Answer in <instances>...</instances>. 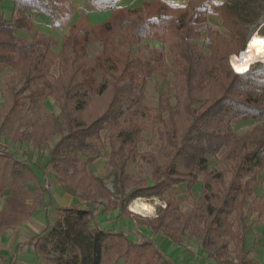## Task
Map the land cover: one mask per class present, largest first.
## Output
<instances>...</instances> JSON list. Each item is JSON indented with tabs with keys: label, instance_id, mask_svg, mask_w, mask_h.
Masks as SVG:
<instances>
[{
	"label": "trees",
	"instance_id": "1",
	"mask_svg": "<svg viewBox=\"0 0 264 264\" xmlns=\"http://www.w3.org/2000/svg\"><path fill=\"white\" fill-rule=\"evenodd\" d=\"M9 1L12 17L0 14V68L9 67L16 82L6 86L0 104V135L47 150L48 159L42 166L0 143V195L10 191L0 216L9 225L13 215L24 214L31 197L26 183L42 192L33 206L45 192L52 195L51 177L76 199L58 206L61 216L30 239L42 257L38 264H118L121 258L122 264H141L142 258L146 264H176L154 240L158 233L175 245L195 238L200 255L217 264H259L249 256L244 236L252 225H264L263 198L254 191L264 169V63L235 72L229 57L235 67L254 32L264 38V0H187L184 5L141 0L132 7L86 0L94 11H110L98 24L84 15L70 23L73 0ZM32 12L47 16L53 28L69 25L57 52L52 49L57 40L33 28ZM208 14L220 16V25L210 23ZM14 28L29 37L15 35ZM89 31L102 44L97 56L85 49ZM168 71L171 85L156 105L144 106L150 78ZM47 97L54 99L57 113L45 106ZM244 120L252 125L234 130ZM144 130L155 136L154 151L138 150ZM102 133L120 205L102 200L112 193L87 169L100 156L95 138ZM208 155L216 158L214 165ZM138 156L151 182L128 172ZM182 183L187 196L199 185V196L185 212L174 191ZM142 193L167 197L154 217L136 216L145 224L136 241L103 225L123 219L126 204Z\"/></svg>",
	"mask_w": 264,
	"mask_h": 264
},
{
	"label": "rangeland",
	"instance_id": "2",
	"mask_svg": "<svg viewBox=\"0 0 264 264\" xmlns=\"http://www.w3.org/2000/svg\"><path fill=\"white\" fill-rule=\"evenodd\" d=\"M83 1L85 4L84 10L86 12L94 11V4L93 3H88L86 0H83ZM113 1L116 3V0H109V2H113ZM135 1L136 0H128V3L134 4ZM75 5H77V2H75ZM73 9L74 8L72 7V10ZM208 15H210V14H208ZM213 15H215V14H213ZM120 20L121 19H119V21ZM220 23H221V18H220ZM220 23L215 25V26H219ZM121 25H127V21L126 20L121 21ZM221 30L223 31V33H226V30L224 28H221ZM68 33H69V25H68V30L65 33H62L61 38L64 35H68ZM89 33H90V40L86 43L85 49L90 56H97V54L100 53V51L102 49L101 41L95 36L94 31H89ZM254 34H255V32H254ZM253 37H255V36H252V38ZM148 43L154 47H161V44L159 42H156L153 40H149ZM245 47H246V45H245ZM59 49L60 48H55L54 51L57 52ZM233 55H235V54H233ZM231 56L229 57V61H230ZM166 60L168 63H170L169 54L166 55ZM234 60L231 61L232 65H233ZM254 63H262V62L256 61ZM234 69H235V67H234ZM236 69H238L237 64H236ZM53 72L56 73V70L54 69ZM95 72H96L95 74H97V71H95ZM11 76H12V71L10 70L9 67L3 66L0 68V104L3 102V100L6 97V92H5L6 86L12 82H16V80L12 79ZM171 81H172V74L169 71L163 75H153L150 78V80L148 81L147 86L145 88V93H144V97L142 100L143 105L144 106L156 105L158 95L160 93H162L167 86L171 85ZM170 102L173 104L174 100L170 99ZM44 104L48 109H51L52 111H54L56 113L58 112L57 106L54 103V99L52 97H47L45 99ZM252 122H253L252 120L240 121V122L234 124V126H233L234 130L242 131L245 128H247L248 126L252 125ZM95 139L98 141V143L100 145L101 153H100V156H98L92 163H90L87 166V169L90 172H92L93 174H95L96 176L100 177L102 179L103 183L105 184V186L112 193V196L109 198V200L107 198H103L102 200L105 203H108L109 206H113L114 204L120 205L121 202H123V201L119 200L120 196L117 195L115 193V190H114L113 174H112V170H111V167L108 163L107 155L105 152V151H108V149L103 150V148H101L102 142L104 140L103 133ZM7 140L8 139L6 137L0 135V143L1 144L7 143ZM9 145H10V151L11 152L18 153V155H22V156L27 157V158H31V159L33 158L40 165H45L47 162V159H48L47 150L33 149L32 146L30 145V143H28V142L14 141V143L12 145L11 144H9ZM138 150L141 153H143L145 151H154L155 150V136H152V134L149 130L143 131V140L139 143ZM207 158L210 162V165H214L216 163L215 157L208 155ZM46 170H47V172L51 171L49 167H47ZM128 172L129 173L136 172L137 179H146L147 181L151 182L150 174H149V171L147 169V165L145 163H142V157L141 156L136 157L134 160H132L130 162V164L128 166ZM257 179H258V186L255 187L254 191H255V194L261 195V197L263 198V202H264V169H262L260 171V173L257 176ZM49 181H50L51 185L57 183V181L55 179H53L52 177L49 178ZM25 186L27 187L28 191L31 192L30 196L32 198H34L37 194L41 193V190L36 189L33 183H27ZM185 189H186L185 183L179 184L174 189V191L178 192L176 197L178 199H180V206H181V210L183 212L188 211L190 209V206H191L193 199L197 198L199 196V193H198L199 185L196 184L193 187L191 196L186 195ZM7 193H8V191L5 190L0 195V209H1L2 204H3V197ZM166 197H167L166 194H164L162 197H159L158 195L152 194V193H150V194L142 193L140 196L136 197L133 200L138 199V200H141V201H144V202L151 204L153 206V211L150 214H144V215H142L141 213H137V212L132 211L130 209V204L133 201L132 200L126 204V210L127 211H126L125 217L122 220L123 221L122 224H124V225L120 226L119 225L120 223H118L117 225L114 224L115 226H113V229H120L121 228L126 233H129V235H128L129 239L136 241L138 239V236L134 233H131L130 229H133L135 231H137V230L142 231L145 227V224L141 223L140 218H138L136 216H139L141 218L154 217L156 215V213L158 212V209L160 207L165 206L164 198H166ZM31 200L32 199H30L28 201L29 202V206H28L29 214H31L32 212H34L36 210L33 207V205H31ZM60 216H61V212L59 210H55L54 212H52L51 219H50V226ZM126 223H128V225H126ZM10 229H14V227L5 228L4 220L0 216V264H4L6 261H9V263H10L13 252H14L12 247L9 246L10 239H9V234H8L9 231H7V230H10ZM186 238L187 237H185L183 240L186 241L187 240ZM248 244H249V241H248ZM123 249H124L123 244L120 245L118 248H116V250L119 253H123ZM148 255L149 256L151 255L152 258H155V256L153 257V255L150 253H148ZM232 255H234V254H232ZM34 259H36L32 262L34 264H38L39 262L42 261V257L39 254H37ZM122 263H123V259L121 258L118 261V264H122ZM141 264H146L144 262V258L141 259Z\"/></svg>",
	"mask_w": 264,
	"mask_h": 264
},
{
	"label": "crops",
	"instance_id": "3",
	"mask_svg": "<svg viewBox=\"0 0 264 264\" xmlns=\"http://www.w3.org/2000/svg\"><path fill=\"white\" fill-rule=\"evenodd\" d=\"M170 3L184 5L187 0H166ZM222 1V0H215ZM77 2V5H75ZM73 14L70 23L76 22V20L83 14L86 16L87 20L91 24H98L105 20L109 15L110 11H90L86 12L84 10L85 4L83 0H73L72 2ZM141 3V0H136L134 4H129L128 0H116V6H138ZM14 13L12 1L9 0H0V14L7 19H10ZM31 19L33 20V28L38 32L50 35L52 38L57 40V45L52 47L53 50L55 48H60L61 46V36L62 33H65L68 30V26L63 29H56L51 26V20L42 13L32 12ZM207 19L213 25H217L220 23V16L210 14L207 16ZM14 33L17 36L29 37V32L21 29L14 28ZM14 141L7 140L5 145L10 149L9 144H13ZM4 144V143H2ZM15 153V152H14ZM18 157H23L22 155H18ZM34 162L35 159L32 158ZM37 163V162H36ZM39 164V163H37ZM40 165V164H39ZM43 166V165H42ZM37 175L39 179L43 182L44 175L41 171H37ZM51 181V180H50ZM49 181V185L47 187L50 189L49 193H44V198L36 205L33 206L36 210L29 214L28 206L29 200H31V205H33V198L30 197L26 199L25 206L22 208L23 213H17L15 216L13 215L10 220L9 225H5V228L14 227V229L7 230L9 231V246L14 250L11 261H6L4 264H34L32 263L38 252L34 249L33 245L29 242L32 237L43 232L46 228L50 227V219L51 214L55 210H58V206H70L76 202V199L66 191H64L60 185L57 183L51 185ZM27 184V183H26ZM25 184V185H26ZM46 184H44L45 186ZM26 187V186H25ZM27 189V187H26ZM7 190L9 194V189L6 188L3 191ZM28 190V189H27ZM2 191V192H3ZM1 192V194H2ZM42 193V192H41ZM4 196V197H5ZM3 197V204H4ZM2 204V207H3ZM1 207V209H2ZM0 209V211H1ZM255 217V214L252 218ZM123 219L117 220L116 223L109 222L107 224H103L106 227L113 229V226L119 225L122 226L124 224ZM115 224V225H114ZM128 225V223H126ZM121 229V228H120ZM140 230L135 231L139 232ZM257 234L258 238L254 243V235ZM154 240L160 245V247L169 254L170 258L176 264H217L212 260L206 259L203 255H200L199 242L193 237H187L186 241L183 240L182 245H175L169 239L162 237L159 233L153 236ZM249 241V244H248ZM244 245L246 249H250L249 256L258 261L259 264H264V225H252L245 232L244 236Z\"/></svg>",
	"mask_w": 264,
	"mask_h": 264
},
{
	"label": "bare ground",
	"instance_id": "4",
	"mask_svg": "<svg viewBox=\"0 0 264 264\" xmlns=\"http://www.w3.org/2000/svg\"><path fill=\"white\" fill-rule=\"evenodd\" d=\"M248 44V47L239 54L238 59L236 58L237 70L239 71H246L249 66L256 61H264V38L253 37ZM130 209L144 215L150 214L153 211V206L147 202L136 199L131 202Z\"/></svg>",
	"mask_w": 264,
	"mask_h": 264
},
{
	"label": "built area",
	"instance_id": "5",
	"mask_svg": "<svg viewBox=\"0 0 264 264\" xmlns=\"http://www.w3.org/2000/svg\"><path fill=\"white\" fill-rule=\"evenodd\" d=\"M255 33H257V32H255ZM257 62H263L264 63V61H257ZM229 64L232 67V69L236 72V70L234 69L233 65L231 64V61H229Z\"/></svg>",
	"mask_w": 264,
	"mask_h": 264
}]
</instances>
